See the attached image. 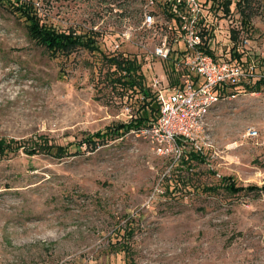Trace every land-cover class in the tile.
Instances as JSON below:
<instances>
[{"label":"rangeland","instance_id":"rangeland-1","mask_svg":"<svg viewBox=\"0 0 264 264\" xmlns=\"http://www.w3.org/2000/svg\"><path fill=\"white\" fill-rule=\"evenodd\" d=\"M15 1L0 0V137L67 145L129 120L139 94L122 98L101 53L136 58L142 85L151 89L158 78L164 95L182 77L173 58H143L164 38L182 49L167 29L164 0H32L45 24L98 33L99 52L55 56L29 37ZM236 1L228 14L199 6L212 52L226 58L245 38L243 51L264 60V0H248L246 25ZM144 13L153 15L150 28ZM132 130L93 149L85 141L79 154L21 148L0 159V264H264V191L206 190L224 175L239 185L264 183V85L210 109L203 162L173 164Z\"/></svg>","mask_w":264,"mask_h":264},{"label":"trees","instance_id":"trees-1","mask_svg":"<svg viewBox=\"0 0 264 264\" xmlns=\"http://www.w3.org/2000/svg\"><path fill=\"white\" fill-rule=\"evenodd\" d=\"M199 6H206L209 2V7L219 6L225 14L230 11V5L232 0H196ZM248 0H237L234 4L236 9L241 15V23L249 24V17L246 14L245 8L247 7ZM11 3V0H10ZM14 11H17L21 17H23L29 37L36 43L44 46L52 55H57L59 53H70L77 48H83L90 52H99V42L98 33L96 31L90 30V32L77 33L71 30H61L55 25L45 24L42 20L41 12L36 6V3L32 0H16L12 2ZM163 11L171 20L173 29L176 31L179 25V18L176 16V11L181 10L187 13V9L184 2L175 3L173 0H164ZM198 25L200 26L201 36L204 41V50L211 55H213V47L210 46L209 42L212 39L213 32L210 30L209 25L204 19H199ZM236 30H230V39L233 43L236 40ZM182 47V44H177ZM231 50L228 51L227 59L232 62H238L245 65L248 59L243 51L236 49L235 46H231ZM106 58L108 63V69L110 71V82L118 87L122 92V98L126 96V101L131 100V95L128 96L127 92L130 94H139V104L136 110L129 120L123 123H119L112 126H106L104 129L99 130L95 133L90 134L87 138L82 141L69 142L67 145L50 144L47 141H43L41 137H34L25 143L17 142L12 138L0 137V159L8 156L11 153L18 152L21 148L28 155L37 154L39 151L50 154L51 156L67 155L70 154L72 148L75 152L79 154L82 151L83 142H87L88 145L96 148L99 142H103L106 137H112L113 135L119 136L130 129H138L145 126L149 121L153 120L157 115L158 103L155 98V94L151 91L149 87L142 85V74L140 72L141 64L139 60L134 57H128L125 54H115V53H101ZM214 56V55H213ZM215 57V56H214ZM173 58L174 62H181L183 58V50L179 51L178 48H173L170 52L169 60ZM217 58V57H215ZM220 58V57H218ZM256 68L255 72L259 76L254 77L249 84H239L237 86H231L222 88L221 92L224 93H245L257 91L264 85V60L260 58H255ZM176 83V82H174ZM173 84V81L170 82ZM131 104V103H130ZM29 149V150H28ZM72 153V152H71ZM182 159L188 160L187 162H192L196 160L198 162L204 161L203 151L198 152L194 150H188ZM170 180H168L169 182ZM223 189L226 193L237 194L239 192L251 193V192H261L264 191V183L261 186L256 184L251 185H239L236 183L232 176H221L218 183L206 188L207 191H217ZM122 251V250H121ZM124 251V250H123ZM125 255V254H124ZM123 264H132V262L124 260Z\"/></svg>","mask_w":264,"mask_h":264},{"label":"built area","instance_id":"built-area-1","mask_svg":"<svg viewBox=\"0 0 264 264\" xmlns=\"http://www.w3.org/2000/svg\"><path fill=\"white\" fill-rule=\"evenodd\" d=\"M173 1L184 2L187 9V13L176 11L179 25L176 28L178 37L175 42L182 44L183 58L179 63L183 69L182 77L176 83L167 84V95L163 94L161 81L158 78L152 79L150 87L158 103L157 115L145 126L133 129L132 132L147 140L154 154L168 158L174 164L179 163L188 150L202 152V148L207 145L202 131L210 109L219 101L240 94L224 93L221 92L222 88L249 84L259 74L255 72V60L242 49L247 43L245 38L236 43V49L243 51L248 59L245 65L215 58L214 54L204 50L205 44L198 25L199 19L204 16L200 14L197 1ZM154 22L151 13H144L143 25L150 28ZM167 29H172L171 22L167 23ZM123 35L129 37L128 33L124 32ZM170 52L171 48L164 38L143 58L166 60ZM124 109L128 111L127 107ZM127 116L130 118L131 114ZM247 135L255 137L256 130L248 128Z\"/></svg>","mask_w":264,"mask_h":264}]
</instances>
